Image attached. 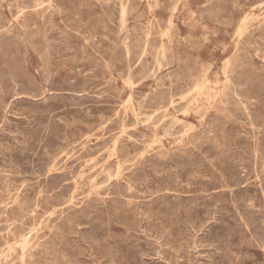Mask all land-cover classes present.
<instances>
[{"label":"rangeland","instance_id":"374dc122","mask_svg":"<svg viewBox=\"0 0 264 264\" xmlns=\"http://www.w3.org/2000/svg\"><path fill=\"white\" fill-rule=\"evenodd\" d=\"M0 2V264H264V0Z\"/></svg>","mask_w":264,"mask_h":264},{"label":"bare ground","instance_id":"6f19581e","mask_svg":"<svg viewBox=\"0 0 264 264\" xmlns=\"http://www.w3.org/2000/svg\"><path fill=\"white\" fill-rule=\"evenodd\" d=\"M16 1H17V0H16ZM23 1H24V0H23ZM44 1H45V0H44ZM108 1H109V0H108ZM222 1H223V0H222ZM244 1H245V0H244ZM261 1H262V0H261ZM1 2H2V1H1ZM1 2H0V3H1ZM54 2H55V1H54ZM10 3H12V2H10ZM50 3H51V2H50ZM78 3H79V2H78ZM90 3H91V2H90ZM115 3H116V2H115ZM210 3H211V2H210ZM227 3H229V2H227ZM230 3H231V2H230ZM244 3H245V2H244ZM36 4H37V3H36ZM106 4H107V2H106ZM116 4H117V3H116ZM121 4H123V3H121ZM233 4H234V3H233ZM242 4H243V3H242ZM262 4H263V3H262ZM80 5H81V3H80ZM85 5H86V4H85ZM93 5H94V4H93ZM104 5H105V4H104ZM228 5H229V4H228ZM234 5H235V4H234ZM252 5H253V4H252ZM53 6H54V5H53ZM99 6H100V5H99ZM232 6H233V5H232ZM232 6H231V7H232ZM260 6H261V5H260ZM23 7H24V6H23ZM36 7H37V6H36ZM36 7H35V8H36ZM51 7H52V6H51ZM101 7H102V6H101ZM107 7H108V6H107ZM116 7H117V6H116ZM227 7H229V6H227ZM231 7H230V9H231ZM263 7H264V6H263ZM24 8H25V7H24ZM33 8H34V7H33ZM35 8H34V9H35ZM78 8H79V7H78ZM102 8H103V7H102ZM108 8H109V7H108ZM256 8H257V7H256ZM259 8H260V7H259ZM259 8H258V9H259ZM99 9H100V8H99ZM113 9H114V8H113ZM126 9H127V8H126ZM175 9H176V8H175ZM115 10H116V9H114V11H115ZM118 10H119V9H118ZM235 10H236V8H235ZM102 11H104V10H102ZM109 11H110V10H109ZM121 11H122V10H121ZM139 11H140V10H139ZM139 11H138V12H139ZM209 11H210V10H209ZM214 11H215V10H214ZM259 11H260V10H259ZM124 12H125V11H124ZM124 12H123V13H124ZM200 12H202V11H200ZM200 12H199V13H200ZM206 12H207V11H206ZM216 12H217V11H216ZM228 12H229V11H228ZM8 13H10V12H8ZM107 13H109V12H107ZM202 13H203V12H202ZM49 14H50V13H49ZM90 14L93 15V11H92V13H90ZM94 14H96V13H94ZM103 14H104V13H103ZM117 14H118V12H117ZM125 14H126V13H125ZM196 14H197V13H196ZM10 15H11V14H10ZM109 15H110V14H109ZM121 15H122V14H121ZM129 15H131V14H129ZM223 15H224V14H223ZM225 15H226V14H225ZM49 16H50V15H49ZM102 16H103V15H102ZM119 16H120V15H119ZM208 16H209V15H208ZM208 16H207V17H208ZM1 17H2V16H1ZM205 17H206V16H205ZM211 17H212V16H211ZM221 17H222V16H221ZM229 17H230V16H229ZM22 18H23V17H22ZM94 18H96V17L94 16ZM201 18H202V17H201ZM250 18H252V17H250ZM0 19H2V18H0ZM101 19H102V18H101ZM124 19H125V18H124ZM219 19H220V18H219ZM222 19H223V18H221L220 21H221ZM224 19H225V17H224ZM224 19H223V20H224ZM248 19H249V18H248ZM248 19H247V20H248ZM2 20H3V19H2ZM51 20H52V19H51ZM232 20H234V19H232ZM249 20H250V19H249ZM110 21H112V20H110ZM120 21H121V20H120ZM124 21H125V20H124ZM133 21H134V20H133ZM202 21H204V20H202ZM209 21H210V20H209ZM41 22H42V21H41ZM214 22H215V21H214ZM218 22H219V21H218ZM223 22H224V21H223ZM25 23H26V22H25ZM109 23H110V22H109ZM114 23H115V22H114ZM125 23H126V22H125ZM125 23H124V24H125ZM133 23H134V22H133ZM133 23H132V25H133ZM135 23H136V22H135ZM227 23H228V22H227ZM227 23H226V24H227ZM34 24H35V22H34ZM93 24H94V23H93ZM95 24H96V23H95ZM126 24H127V23H126ZM138 24H139V23H138ZM140 24H141V23H140ZM215 24H218V23H215ZM220 24H221V23H220ZM45 25H46V24H45ZM47 25H48V24H47ZM78 25H79V24H78ZM80 25H81V24H80ZM104 25H105V24H104ZM141 25H143V24H141ZM157 25H158V24H157ZM23 26H24V25H23ZM83 26H85V25H83ZM150 26H151V25H150ZM223 26H224V25H223ZM230 26H231V25H230ZM230 26H229V27H230ZM2 27H3V26H2ZM36 27H37V25H36ZM47 27H48V26H47ZM71 27H72V25H71ZM75 27H76V26H75ZM78 27H79V26H78ZM80 27H81V26H80ZM125 27H126V26H125ZM137 27H138V26H137ZM144 27H145V26H144ZM224 27H226V26H224ZM227 27H228V26H227ZM231 27H232V26H231ZM0 28H1V26H0ZM3 28H4V27H3ZM10 28H11V27H10ZM24 28H25V27H24ZM27 28H29V27H27ZM31 28H32V27H31ZM42 28H43V27H42ZM133 28L135 29V27H133ZM4 29H5V28H4ZM16 29H17V28H16ZM137 29H138V28H137ZM150 29H151V28H150ZM152 29H153V27H152ZM170 29H171V28H170ZM6 30H7V29H6ZM74 30H75V29H74ZM76 30H77V28H76ZM76 30H75V31H76ZM85 30H86V29H85ZM123 30H124V29H123ZM9 31H10V30H9ZM7 32H8V31H7ZM15 32H16V31H15ZM22 32H23V31H22ZM37 32H38V31H37ZM72 32H73V30H72ZM77 32H78V31H77ZM105 32H106V31H105ZM105 32H104V33H105ZM121 32H122V31H121ZM121 32H120V33H121ZM140 32H141V31H140ZM33 33H34V32H33ZM43 33H44V30H43ZM69 33H70V32H69ZM91 33H92V32H91ZM91 33H90V34H91ZM142 33H143V32H142ZM144 33H146V32H144ZM158 33H159V32H158ZM255 33H256V32H255ZM38 34H39V33H38ZM74 34H77V33H74ZM86 34H87V33H86ZM95 34H96V33H95ZM105 34H106V33H105ZM150 34H151V33H150ZM256 34H257V33H256ZM9 35H10V34H9ZM13 35H14V34H13ZM24 35H25V33H24ZM39 35H40V34H39ZM43 35H44V34H43ZM92 35H93V34H92ZM135 35H136V34H135ZM142 35H143V34H142ZM169 35H170V34H169ZM16 36H17V35H16ZM21 36H22V35H21ZM25 36H26V35H25ZM76 36H77V35H76ZM84 36H85V35H84ZM105 36H106V35H105ZM143 36H144V35H143ZM8 37H9V36H8ZM34 37H35V34H34ZM117 37H118V36H117ZM140 37H141V36H140ZM181 37H182V36H181ZM37 38H38V37H37ZM40 38H41V37H40ZM80 38H81V37H80ZM83 38H84V37H83ZM122 38H123V37H122ZM151 38H152V37H151ZM250 38H251V37H250ZM258 38H259V37H258ZM12 39H13V38H12ZM77 39L79 40V38H77ZM142 39H143V38H142ZM147 39H148V38H147ZM149 39H150V38H149ZM154 39H155V38H154ZM260 39H261V38H260ZM13 40H15V39H13ZM23 40H24V39H23ZM25 40H26V38H25ZM110 40H112V39H110ZM110 40H109V41H110ZM117 40H118V39H117ZM144 40H146V39H144ZM152 40H153V38H152ZM152 40H151V41H152ZM105 41H106V40H105ZM120 41H121V40H120ZM163 41H164V40H163ZM262 41H264V40H262ZM15 42H16V40H15ZM43 42H44V41H43ZM103 42H104V41H103ZM116 42H117V41H116ZM125 42H126V41H125ZM146 42H147V41H146ZM260 42H261V41H260ZM10 43H11V42H10ZM17 43H18V42H17ZM23 43H24V42H23ZM34 43H35V42H34ZM44 43H45V42H44ZM101 43H102V42H101ZM106 43H108V42H106ZM121 43H122V42H121ZM136 43H137V42H136ZM152 43H153V42H152ZM261 43H262V42H261ZM11 44H12V43H11ZM32 44H33V43H32ZM76 44H77V43H76ZM86 44H87V43H86ZM97 44H98V43H97ZM103 44H104V43H103ZM110 44H112V43H110ZM134 44H135V43H134ZM153 44H156V42H154ZM243 44H245V42H244ZM263 44H264V43H263ZM12 45H13V44H12ZM28 45H29V44H28ZM116 45H117V43H116ZM121 45H122V44H121ZM126 45H127V44H126ZM135 45H136V44H135ZM146 45L148 46V44H146ZM157 45H158V44H157ZM246 45H247V44H246ZM254 45H255V44H254ZM5 46H6V45H5ZM96 46H97V45H96ZM151 46H152V45H151ZM236 46H237V45H236ZM255 46H256V45H255ZM86 47H87V46H86ZM101 47H103V45H102ZM125 47H126V46H125ZM161 47H163V46H161ZM78 48H79V47H78ZM89 48H90V47H89ZM93 48H94V47H93ZM96 48H97V47H95V49H96ZM133 48H134V47H133ZM147 48H148V47H147ZM156 48H157V47H156ZM248 48H249V47H248ZM254 48H255V47H254ZM85 49H86V48H85ZM98 49H101V48H98ZM98 49H97V50H98ZM124 49H125V48H124ZM137 49H139V48H137ZM141 49H143V48L141 47ZM145 49H146V48H145ZM145 49H144V50H145ZM153 49H154V48H153ZM165 49H166V48H165ZM251 49H252V48H251ZM71 50H72V49H71ZM79 50H80V48H79ZM103 50H104V49H103ZM103 50H102V51H103ZM129 50H130V49H129ZM129 50H128V51H129ZM148 50H149V49H148ZM38 51H39V50H38ZM47 51H48V50H47ZM91 51H93V50L91 49ZM138 51H139V50H138ZM145 51H146V50H145ZM173 51H174V49H173ZM177 51H178V49H177ZM79 52H80V51H78V53H79ZM139 52H141V51H139ZM146 52H147V51H146ZM152 52H153V51H152ZM244 52H245V51H244ZM38 53H39V52H38ZM40 53H41V52H40ZM100 53H101V52H100ZM129 53H130V52H129ZM241 53H242V52H241ZM241 53H239V54H241ZM246 53H247V51H246ZM27 54H28V53H27ZM135 54H136V53H135ZM163 54H164V53H163ZM43 55H44V54H43ZM48 55H49V54H48ZM103 55H104V54H103ZM128 55H129V54H128ZM147 55H148V54H147ZM150 55H151V54H150ZM44 56H45V58H46V54H45ZM51 56H53V55H51ZM54 56H55V55H54ZM137 56H139V55H137ZM142 56H143V55H142ZM162 56H163V55H162ZM243 56H244V55H243ZM247 56H248V55H247ZM77 57H78V55H77ZM85 57H86V56H85ZM105 57H106V56H105ZM157 57H159V56H157ZM164 57H165V56H164ZM174 57H175V56H174ZM241 57H242V56H241ZM95 58H97V57H95ZM126 58H127V56H126ZM132 58H133V57H132ZM152 58H153V57H152ZM159 58H160V57H159ZM245 58H246V57H245ZM245 58H244V59H245ZM9 59H10V58H9ZM124 59H125V57H124ZM137 59H138V57H137ZM11 60H12V59H11ZM27 60H28V59H27ZM58 60H59V59H58ZM131 60H132V59H131ZM133 60H135V58H134ZM140 60H141V59H140ZM142 60H143V59H142ZM144 60H145V59H144ZM167 60H168V59H167ZM173 60H174V59H173ZM173 60H172V61H173ZM242 60H243V59H242ZM43 61H44V60H43ZM155 61H156V60H155ZM155 61H154V62H155ZM163 61H164V60H163ZM165 61H166V60H165ZM169 61H170V60H169ZM172 61H171V62H172ZM227 61H228V60H227ZM239 61H240V60H239ZM244 61H245V60H244ZM247 61H249V60H247ZM3 62H4V61H3ZM14 62H15V61H14ZM47 62H48V61H47ZM105 62H106V61H105ZM126 62H128V61H126ZM146 62H147L148 64L150 63L149 61H146ZM146 62H145V63H146ZM154 62H153V63H154ZM157 62H158V61H157ZM183 62H184V61H183ZM187 62H188V61H187ZM241 62H242V61H241ZM245 62H246V61H245ZM4 63H5V62H4ZM59 63H60V62H59ZM65 63H66V62H65ZM67 63H68V62H67ZM116 63H117V62H116ZM155 63H156V62H155ZM160 63H161V62H160ZM169 63H170V62H169ZM172 63H173V62H172ZM178 63H180V62H178ZM178 63H177V64H178ZM185 63H186V62H185ZM122 64H123V62H122ZM156 64H157V63H156ZM161 64H162V63H161ZM180 64L182 65V63H180ZM237 64H238V62H237ZM248 64H249V62H248ZM2 65H3V64H2ZM138 65H139V64H138ZM169 65H170V64H169ZM234 65H235V64H234ZM246 65H247V64H246ZM140 66H141V65H140ZM160 66H161V65H160ZM166 66H167V65H166ZM41 67H42V66H41ZM43 67H44V66H43ZM127 67H128V65H127ZM143 67H144V66H143ZM154 67H155V66H154ZM178 67H179V66H178ZM178 67H177V68H178ZM183 67H184V66H183ZM187 67H189V66L187 65ZM187 67H186V68H187ZM124 68H125V67H124ZM157 68H158V67H157ZM243 68H246V67H243ZM141 69H142V68H141ZM141 69L138 68V70H141ZM154 69H155V68H154ZM234 69H235V68H234ZM44 70H45V69H44ZM74 70H75V69H74ZM108 70H109V69H108ZM121 70H122V69H121ZM138 70H137L136 72H139ZM142 70H143V69H142ZM181 70H182V68H181ZM181 70H180V71H181ZM183 70H184V69H183ZM187 70H188V68H187ZM8 71H9V70H8ZM232 71H233V70H232ZM116 72H117V71H116ZM129 72H130V71H129ZM152 72H153V71H152ZM236 72H237V71H236ZM67 73H68V72H67ZM71 73H72V72H71ZM110 73H111V72H110ZM133 73H134V72H133ZM164 73H165V72H164ZM166 73H167V72H166ZM169 73H170V72H169ZM174 73H175V72H174ZM176 73H177V72H176ZM185 73H186V72H185ZM231 73H233V72H231ZM244 73H246V72L244 71ZM106 74H107V72H106ZM134 74H135V73H134ZM183 74H184V73H183ZM186 74H188V73H186ZM234 74H235V72H234ZM129 75L131 76V74H129ZM153 75H155L154 72H153ZM180 75H181V74H180ZM235 75H236V74H235ZM247 75H248V74H247ZM249 75H250V74H249ZM249 75L246 76V77L248 78ZM241 76H242V75H241ZM244 76H245V74H244ZM244 76H243V77H244ZM19 77H20V76H19ZM104 77H105V76H104ZM110 77H111V76H110ZM122 77H123V76H122ZM138 77H139V76H138ZM160 77H161V75H160ZM170 77H171V76H170ZM189 77H190V76H189ZM233 77H234V76H233ZM250 77H251V76H250ZM250 77H249V78H250ZM53 78H54V77H53ZM127 78H128V75H127ZM127 78H126V79H127ZM239 78H240V77H239ZM62 79H63V78H62ZM146 79H147V78H146ZM162 79H163V78H162ZM179 79H180V78H179ZM188 79H189V78H188ZM191 79H192V78H191ZM260 79H261V78H260ZM9 80H10V79H9ZM11 80H12V79H11ZM109 80H110V79H109ZM127 80H128V79H127ZM168 80H169V79H168ZM185 80H186V79H185ZM230 80H233V79H230ZM254 80H255V79H254ZM254 80H252V84H253V82H255ZM18 81H19V80H18ZM20 81H21V80H20ZM57 81H59V80H57ZM130 81H131V80H130ZM158 81H159V80H158ZM188 81H189V80H188ZM13 82H14V81H13ZM106 82H107V81H106ZM124 82H125V81H124ZM138 82H139V81H138ZM190 82H192V81H190ZM228 82H229V81H228ZM236 82H237V81H236ZM2 83H3V82H2ZM9 83H10V82H9ZM109 83H110V82H109ZM126 83H127V82H126ZM128 83H129V82H128ZM131 83H132V81H131ZM179 83H180V82H179ZM232 83H233V81H232ZM16 84H17V83H16ZM104 84H105V83H104ZM111 84H112V83H111ZM234 84H235V83H234ZM237 84H238V83H237ZM243 84H244V83H243ZM259 84H260V83H259ZM263 84H264V83H263ZM40 85H41V84H40ZM106 85H107V84H106ZM185 85H186V84H185ZM199 85H200V84H199ZM229 85H230V84H229ZM28 86H30V85H28ZM54 86H56V84H54ZM114 86H115V85H114ZM117 86H118V85H117ZM171 86H172V85H171ZM175 86H176V85H175ZM177 86H178V84H177ZM235 86H236V85H235ZM240 86H241V85H240ZM242 86H244V85H242ZM30 87H33V86H30ZM0 88H1V87H0ZM13 88H14V87H13ZM23 88H24V87H23ZM41 88H42V87H41ZM168 88H169V87H168ZM168 88H166V89H168ZM229 88H230V87H229ZM235 88H236V87H235ZM30 89H32V88H30ZM158 90H159V89H158ZM175 90H176V89H175ZM225 90H226V89H225ZM229 90H230V89H229ZM229 90H228V91H229ZM6 91H7V90H6ZM134 91H135V90H134ZM230 91H231V90H230ZM245 91H246V90H245ZM245 91H243V92H245ZM132 92H133V91H132ZM135 92H136V91H135ZM182 92H183V91H182ZM199 92H200V91H199ZM237 92H238V91H237ZM241 92H242V91H241ZM247 92H248V91H247ZM1 93H2V92H1ZM55 93H56V92H55ZM146 93H147V92H146ZM146 93H145V94H146ZM170 93H171V92H170ZM197 93H198V91H197ZM202 93H203V92H202ZM226 93H227V92H226ZM139 94H140V93H139ZM147 94H148V93H147ZM198 94H199V93H198ZM232 94H233V93H232ZM229 95H230V94H229ZM233 95H234V94H233ZM247 95H248V94H247ZM250 95H251V94H250ZM130 96H131V95H130ZM158 96H159V95H158ZM160 96H161V95H160ZM202 96H204V95H202ZM202 96H200V97H202ZM242 96H244V95H242ZM119 97H120V95H119ZM155 97H156V96H155ZM204 97H206V96H204ZM234 97H235V96H234ZM12 98H13V97H12ZM12 98H10V99H12ZM135 98H136V97H135ZM1 99H3V98H1ZM121 99H122V98H121ZM121 99H120V101L123 100V99H122V100H121ZM162 99H163V98H162ZM182 99H183V98H182ZM196 99H198V98H196ZM238 99H239V98H238ZM7 100H8V99H7ZM118 100H119V99H118ZM126 100L128 101V99H126ZM141 100H142V99H141ZM226 100H227V99H226ZM256 100H257V99H256ZM1 101H2V100H1ZM131 101H132V100H131ZM135 101H136V100H135ZM137 101H138V100H137ZM137 101H136V102H137ZM157 101H158V100H157ZM196 101H197V100H196ZM209 101H210V100H209ZM230 101H231V100H230ZM248 101H249V100H248ZM109 102H111V101H109ZM207 102H208V101H207ZM219 102H220V101H219ZM221 102H222V101H221ZM255 102H256V101H255ZM258 102L260 103L261 101H258ZM126 103H128V102H126ZM138 103H139V102H138ZM145 103H146V102H145ZM171 103H172V102H171ZM178 103H179V102H178ZM196 103H197V102H196ZM132 104H133V103H132ZM155 104H156V103H155ZM176 104H177V103H176ZM208 104H209V103H208ZM222 104H223V103H222ZM257 104H258V103H257ZM16 105H17V104H16ZM120 105H121V104H120ZM153 105H154V104H153ZM186 105H187V104H186ZM231 105H232V104H231ZM235 105H237V104H234V106H235ZM258 105H260V104H258ZM7 106H8V105H7ZM125 106H126V105H125ZM156 106H157V105H156ZM156 106H155V107H156ZM178 106H179V105H178ZM227 106H229V105H227ZM241 106H242V105H241ZM16 107H17V106H16ZM123 107H124V106H123ZM132 107H133V106H132ZM179 107H180V106H179ZM237 107H238V106H237ZM160 108H162V107H160ZM180 108H182V107H180ZM229 108H230V107H229ZM259 108H260V107H259ZM6 109H7V108H6ZM143 109H144V108H143ZM256 109H258V108H256ZM256 109H255V110H256ZM12 110H13V108H12ZM241 110H243V109H241ZM3 111H4V110H3ZM16 111H17V110H16ZM109 111H110V110H109ZM128 111H129V110H128ZM130 111H131V110H130ZM151 111H152V110H151ZM153 111H155V110H153ZM178 111L180 112V110H178ZM224 111H225V110H224ZM260 111H261V110H260ZM110 112H111V111H110ZM131 112H132V111H131ZM262 112H263V111H262ZM4 113H5V112H4ZM135 113H136V112H135ZM154 113H155V112H154ZM156 113H157V112H156ZM156 113H155V114H156ZM161 113H162V112H161ZM249 113H250V112H249ZM17 114H19V112H18ZM114 114H116V113H114ZM145 114H146V113H145ZM183 114H184V113H183ZM226 114H227V113H226ZM226 114H225V115H226ZM233 114H234V113H233ZM260 114H261V113H260ZM123 115H124V114H123ZM213 115H214V113H213ZM215 115H216V114H215ZM251 115H252V114H251ZM251 115H249V116H251ZM262 115H263V114H262ZM262 115H259V116H262ZM113 116H114V115H113ZM135 116H136V115H135ZM209 116H210V115H209ZM209 116H207V117L209 118ZM3 117H4V116H3ZM118 117H119V116H118ZM140 117H141V116H140ZM147 117H148V116H147ZM150 117H151V116H150ZM150 117H149V119H152V118H150ZM210 117H211V116H210ZM243 117H244V116H243ZM257 117H258V116H257ZM135 118H136V117H135ZM142 118H143V117H142ZM144 118H146V117H144ZM157 118H158V117H157ZM233 118H234V117H233ZM233 118H232V120H233ZM140 119H141V118H140ZM146 119H147V118H146ZM155 119H156V118H155ZM238 119H240V118H238ZM9 120H10V119H9ZM128 120H129V119H128ZM133 120H134V119H133ZM211 120H212V119H211ZM252 120H253V119H252ZM6 121H7V120H6ZM11 121H12V120H11ZM116 121H117V120H116ZM120 121H121V119H120ZM135 121H136V120H135ZM137 121H138V120H137ZM139 121H140V120H139ZM147 121H148V120H147ZM161 121H162V120H161ZM178 121H179V120H178ZM236 121H237V120H236ZM242 121H243V120H242ZM13 122H14V121H13ZM118 122H119V121H118ZM118 122H117V123H118ZM132 122H133V121H132ZM171 122H172V121H171ZM205 122H206V121H205ZM232 122H233V121H232ZM244 122H245V121H244ZM73 123H74V122H73ZM82 123H83V122H82ZM104 123H105V122H104ZM120 123H124V122H120ZM135 123H136V122H135ZM183 123H185V122H183ZM183 123L180 124V125H182V128H183ZM236 123H237V122H236ZM263 123H264V122H263ZM8 124H9V123H8ZM130 124H131V123H130ZM144 124H145V123H144ZM167 124H168V123H167ZM167 124H166V125H167ZM172 124H173V123H171L170 125H172ZM206 124H207V122H206ZM212 124H213V123H212ZM215 124H216V123H215ZM105 125H106V124H105ZM126 125H127V124H126ZM131 125H132V124H131ZM136 125H137V124H136ZM138 125H139V124H138ZM138 125H137V126H138ZM148 125H149V124H148ZM152 125H154V124H152ZM252 125H253V123H252ZM252 125H250V126H252ZM254 125H255V124H254ZM85 126H86V125H85ZM177 126H178V125H177ZM177 126H176V127H177ZM203 126H204V125H203ZM120 127H121V126H120ZM124 127H125V126H124ZM178 127H180V126H178ZM184 127H185V125H184ZM260 127H261V126H260ZM87 128H88V127H87ZM121 128H122V127H121ZM143 128H144V127H143ZM168 128H169V127H168ZM239 128H240V127H239ZM144 129H145V128H144ZM178 129H180V128H178ZM184 129H185V128H184ZM88 130H89V129H88ZM128 130H129V129H128ZM188 130H189V129H188ZM209 130H210V129H209ZM242 130H243V129H242ZM10 131H11V129H10ZM10 131H9V132H10ZM14 131H15V130H14ZM133 131H134V130H133ZM150 131H151V130H150ZM169 131H170V130H169ZM183 131H184V130H183ZM129 132H130V131H129ZM129 132H128V133H129ZM175 132H176V131H175ZM189 132H190V131H189ZM3 133H4V132H3ZM89 133H90V132H89ZM89 133H88V134H89ZM163 133H164V132H163ZM169 133H170V132H169ZM169 133H168V134H169ZM210 133H211V132H210ZM247 133H248V132H247ZM258 133H259V132H258ZM125 134H126V133H125ZM164 134H166V133H164ZM168 134H167V135H168ZM174 134H175V133H174ZM176 134H177V133H176ZM219 134H220V133H219ZM83 135H84V134H83ZM132 135H133V134H132ZM140 135H141V134H140ZM183 135H184V134H183ZM205 135H206V134H205ZM213 135H214V134H213ZM216 135H217V133H216ZM244 135H245V133H244ZM120 136H122V135H120ZM202 136H203V135H202ZM255 136H256V135H255ZM255 136H254V137H255ZM261 136H262V135H261ZM263 136H264V135H263ZM3 137H4V135H3ZM95 137H96V136H95ZM132 137H133V136H132ZM180 137H181V136H180ZM206 137H207V136H206ZM242 137H243V136H242ZM254 137H253V138H254ZM5 138H6V137H5ZM31 138H32V137H31ZM90 138H91V136H90ZM102 138H103V137H102ZM117 138H118V137H117ZM119 138H120V137H119ZM155 138H156V137H155ZM245 138H246V137H245ZM258 138H259V137H258ZM86 139H87V138H86ZM153 139H154V138H153ZM172 139H173V138H172ZM200 139H201V138H200ZM209 139H211V138H209ZM247 139H249V138H247ZM154 140H156V139H154ZM0 142H1V141H0ZM67 142H68V141H67ZM84 142H85V140H84ZM110 142H111V141H110ZM127 142H128V141H127ZM175 142H176V141H175ZM180 142H181V141H180ZM32 143H33V142H32ZM72 143H73V142H72ZM115 143H116V142H115ZM155 143H157V140L155 141ZM155 143H154V144H155ZM69 144H70V143H69ZM136 144H137V143H136ZM177 144H178V143H177ZM258 144H259V143H258ZM30 145H31V144H30ZM71 145H72V144H71ZM112 145H113V144H112ZM152 145H153V144H152ZM196 145H197V144H196ZM38 146H39V145H38ZM68 146H69V145H68ZM122 146H123V145H122ZM162 146H163V145H162ZM232 146H233V145H232ZM238 146H239V145H238ZM11 147H12V146H11ZM24 147H25V146H24ZM28 147H29V146H28ZM53 147H54V146H53ZM58 147H59V146H58ZM109 147H110V146H109ZM133 147H134V146H133ZM144 147H145V146H144ZM157 147H158V146H157ZM260 147H261V146H260ZM262 147H263V145H262ZM40 148H41V147H40ZM114 148H116V147H114ZM123 148H124V146H123ZM137 148H138V147H137ZM148 148H149V147H148ZM213 148H214V147H213ZM10 149H11V148H10ZM52 149H53V148H52ZM60 149H61V147H60ZM74 149H76V148H74ZM79 149H83V147H82V148H79ZM193 149H195V148H193ZM242 149H243V148H242ZM261 150H262V148H261ZM6 151H7V149H6ZM6 151H5V152H6ZM13 151H14V149H13ZM18 151H19V149H18ZM27 151H28V149H27ZM72 151H73V148H72ZM138 151H139V148H138ZM244 151H245V149H244ZM263 151H264V150H263ZM0 152H1V151H0ZM16 152H17V151H16ZM22 152H23V151H22ZM66 152H67V151H66ZM74 152H75V151H73V153H74ZM216 152H217V151H216ZM249 152H250V151H249ZM20 153H21V152H20ZM20 153H19V154H20ZM26 153H27V152H26ZM52 153H53V152H52ZM58 153H59V152H58ZM197 153H198V152H197ZM232 153H233V152H232ZM244 153H245V152H244ZM66 154H67V153H66ZM167 154H169V153H167ZM217 154H218V153H217ZM219 154H220V153H219ZM236 154H237V153H236ZM252 154H254V156H255V153H252ZM24 155H25V153H24ZM48 155H49V154H48ZM101 155H102V154H101ZM175 155H176V154H175ZM177 155H178V154H177ZM213 155H214V154H213ZM247 155H248V154H247ZM12 156H13V155H12ZM67 156H68V155H67ZM73 156H74V155H73ZM136 156H137V155H136ZM141 156H142V155H141ZM178 156H180V154H179ZM211 156H212V155H211ZM4 157H5V155H4ZM13 157H14V156H13ZM18 157H19V156H18ZM75 157H76V156H75ZM173 157H174V156H173ZM231 157H232V156H231ZM260 157H262V156H260ZM77 158H78V157H77ZM85 158H86V157H85ZM98 158H99V157H98ZM139 158H140V157H139ZM148 158H149V157H148ZM189 158H190V157H189ZM235 158H236V157H235ZM248 158H249V157H248ZM14 159H15V158H14ZM35 159H36V158H35ZM117 159H118V158H117ZM179 159H180V158H179ZM186 159H187V157H186ZM239 159H240V158H239ZM239 159H238V160H239ZM262 159H263V158H262ZM16 160H17V162H18V158H17ZM31 160H32V159H31ZM56 160H57V159H56ZM71 160H72V159H71ZM99 160H100V159H99ZM101 160H102V158H101ZM149 160H150V159H149ZM158 160H159V159H158ZM165 160H166V159H165ZM182 160H183V159H182ZM195 160H196V159H195ZM234 160H235V159H234ZM254 160H255V159H254ZM12 161H13V160H12ZM21 161H22V160H21ZM160 161H161V160H160ZM163 161H164V160H163ZM173 161H174V160H173ZM184 161H185V160H184ZM189 161H190V160H189ZM193 161H194V160H193ZM196 161H197V160H196ZM248 161H249V160H248ZM71 162H72V161H71ZM78 162H79V161H78ZM153 162H155V161H153ZM179 162H180V161H179ZM4 163H5V162H4ZM52 163H53V162H52ZM66 163H67V162H66ZM83 163H84V162H83ZM115 163H116V162H115ZM156 163H157V162H156ZM175 163H176V162H175ZM186 163H187V161H186ZM210 163H211V162H210ZM223 163H224V162H223ZM231 163H232V162H231ZM250 163H251V162H250ZM250 163H249V164H250ZM254 163H255V162H254ZM261 163H262V162H261ZM13 164H14V163H13ZM20 164H22V163H20ZM32 164H33V163H32ZM145 164H146V163H145ZM145 164H144V165H145ZM177 164H178V163H177ZM192 164H193V163H192ZM192 164H190V165H192ZM220 164H221V163H220ZM237 164H238V163H237ZM10 165H11V164H10ZM17 165H18V164H17ZM77 165H78V164H77ZM96 165H97V164H96ZM109 165H110V164H109ZM155 165H156V164H155ZM194 165H195V164H194ZM234 165H235V164H234ZM246 165H247V164H246ZM254 165H255V164H254ZM52 166H53V165H52ZM167 166H168V165H167ZM259 166H260V165H259ZM2 167H3V166H2ZM13 167H14V166H13ZM56 167H57V166H56ZM87 167H88V166H87ZM135 167H137V166H135ZM142 167H143V166H142ZM153 167H154V166H153ZM164 167H166V166H164ZM192 167H193V166H192ZM249 167H250V166H249ZM260 167H261V166H260ZM0 168H1V167H0ZM22 168H23V167H22ZM37 168H38V167H37ZM49 168H50V167H49ZM62 168H63V167H62ZM65 168H66V167H65ZM123 168H124V167H123ZM138 168H139V167H138ZM154 168H155V167H154ZM168 168H169V167H168ZM218 168H219V167H218ZM263 168H264V167H263ZM55 169H56V168H55ZM93 169H95V168H93ZM99 169H101V168H99ZM245 169H246V168H245ZM251 169H252V168H251ZM20 170H21V168H20ZM90 170H91V169H90ZM124 170H125V169H124ZM134 170H135V169H134ZM165 170H166V169H165ZM181 170H182V169H181ZM186 170H187V169H186ZM186 170H185V171H186ZM212 170H213V169H212ZM214 170H215V169H214ZM238 170H239V169H238ZM10 171H11V169H10ZM36 171H37V170H36ZM65 171H66V170H65ZM79 171H80V170H79ZM88 171H89V170H88ZM104 171H105V170H104ZM118 171H119V170H118ZM190 171H191V170H190ZM192 171H194V170H192ZM251 171H252V170H251ZM50 172H51V171H50ZM61 172H62V171H61ZM82 172H83V170H82ZM82 172H81V173H82ZM108 172H109V171H108ZM149 172H150V171H149ZM162 172H163V171H162ZM187 172H188V171H187ZM215 172H216V171H215ZM253 172H254V171H253ZM253 172H252V173H253ZM52 173H53V172H52ZM78 173H79V172H78ZM134 173H136V172H134ZM139 173H140V172H139ZM142 173H143V172H142ZM158 173H160V172H158ZM169 173H170V172H169ZM172 173H173V172H172ZM189 173H190V172H189ZM249 173H250V172H249ZM252 173H251V174H252ZM255 173H256V172H255ZM8 174H9V173H8ZM8 174H7V175H8ZM24 174H25V173H24ZM65 174H67V173H65ZM94 174H95V173H94ZM96 174H97V173H96ZM103 174H104V172H103ZM136 174H137V173H136ZM213 174H214V173H213ZM30 175H31V174H30ZM57 175H58V174H57ZM68 175H69V174H68ZM71 175H72V174H71ZM90 175H91V174H90ZM92 175H93V174H92ZM99 175H100V174H99ZM114 175H115V173H114ZM119 175H120V174H119ZM137 175H139V174H137ZM154 175H155V174H154ZM157 175H158V174H157ZM157 175H156V176H157ZM162 175H163V174H162ZM169 175H170V174H169ZM172 175H173V174H172ZM215 175H216V174H215ZM233 175H234V174H233ZM255 175H256V174H255ZM62 176H63V175H62ZM83 176H84V174H83ZM85 176H86V175H85ZM93 176H94V175H93ZM106 176H107V175H106ZM141 176H142V175H141ZM143 176H144V175H143ZM149 176H150V175H149ZM228 176H229V175H228ZM11 177H12V176H11ZM39 177H40V176H39ZM81 177H82V176H81ZM98 177H99V176H98ZM173 177H174V176H173ZM196 177H197V175H196ZM196 177H195V178H196ZM240 177H241V176H240ZM246 177H247V176H246ZM70 178H71V177H70ZM73 178H74V177H73ZM174 178H176V177H174ZM251 178H252V177H251ZM40 179H41V178H40ZM71 179H72V178H71ZM76 179H78V178L76 177ZM140 179H141V178H140ZM149 179H150V178H149ZM189 179H190V178H189ZM191 179H192V178H191ZM253 179H254V178H253ZM258 179H261V178H258ZM263 179H264V178H263ZM7 180H8V179H7ZM36 180H37V179H36ZM38 180H39V179H38ZM104 180H105V179H104ZM172 180H173V179H172ZM3 181H4V180H3ZM3 181H1V182H3ZM11 181H12V180H11ZM65 181H66V180H65ZM106 181H107V180H106ZM111 181H112V180H111ZM190 181H191V180H190ZM8 182H9V181H8ZM12 182H13V181H12ZM104 182H105V181H104ZM109 182H110V181H109ZM132 182H133V181H132ZM245 182H246V181H245ZM5 183H7V182H5ZM36 183H39V182H36ZM74 183H75V182H74ZM81 183H82V182H81ZM177 183H178V182H177ZM223 183H224V182H223ZM231 183H232V182H231ZM236 183H237V182H236ZM0 184H1V183H0ZM9 184H10V183H9ZM83 184H84V183H83ZM90 184H91V183H90ZM94 184H95V183H94ZM101 184H102V183H101ZM112 184H113V183H112ZM120 184H121V183H120ZM160 184H162V183H160ZM169 184H170V183H169ZM179 184H180V183H179ZM201 184H203V183H201ZM232 184H233V183H232ZM263 184H264V183H263ZM15 185H16V184H15ZM15 185H14V186H15ZM23 185H24V184H23ZM66 185H67V184H66ZM73 185H74V184H73ZM75 185H76V184H75ZM79 185H80V184H79ZM135 185H136V184H135ZM145 185H146V184H145ZM150 185H152V184H150ZM174 185H175V184H174ZM204 185H205V184H204ZM16 186H17V185H16ZM20 186H21V185H20ZM76 186H77V185H76ZM83 186H84V185H83ZM136 186H137V185H136ZM172 186H173V185H172ZM176 186H177V185H176ZM259 186H260V185H259ZM8 187H9V186H8ZM26 187H27V186H26ZM165 187H166V186H165ZM232 187H234V186L232 185ZM236 187H237V186H236ZM4 188H5V187H4ZM21 188H22V187H21ZM121 188H123V187L121 186ZM128 188H129V187H128ZM128 188H127V189H128ZM138 188H139V187H138ZM140 188H141V187H140ZM153 188H154V187H153ZM179 188H180V187H179ZM203 188H204V187H203ZM226 188H227V187H226ZM237 188H238V187H237ZM239 188H240V187H239ZM256 188H257V187H256ZM29 189H30V188H29ZM59 189H60V188H59ZM102 189H103V188H102ZM123 189H124V188H123ZM155 189H156V188H155ZM164 189H165V188H164ZM168 189H169V188H168ZM17 190H18V189H17ZM31 190H32V189H31ZM108 190H109V189H108ZM119 190H121V189H119ZM137 190H138V189H137ZM159 190H160V189H159ZM234 190H235V189H234ZM0 191H1V190H0ZM24 191H25V190H24ZM47 191H48V190H47ZM53 191H54V190H53ZM68 191H69V190H68ZM148 191H149V190H148ZM243 191H244V190H243ZM105 192H106V191H105ZM113 192H114V191H113ZM116 192H118V191H116ZM116 192H115V193H116ZM263 192H264V191H262V193H263ZM6 193H8V192H6ZM39 193H40V192H39ZM66 193H67V192H66ZM118 193H119V192H118ZM138 193H139V192H138ZM142 193H143V192H142ZM155 193H156V192H155ZM163 193H165V192H163ZM187 193H189V191H187ZM221 193H222V192H221ZM234 193H236V192H234ZM244 193H245V192H244ZM29 194H30V193H29ZM41 194H42V193H41ZM51 194L53 195V193H51ZM51 194H50V195H51ZM59 194H60V192H59ZM73 194H74V193H73ZM112 194H113V193H112ZM116 194H117V193H116ZM121 194H123V193H121ZM222 194H223V193H222ZM225 194H226V193H225ZM225 194H224V195H225ZM237 194H238V193H237ZM2 195H3V194H2ZM7 195H8V194H7ZM70 195H71V194H70ZM156 195H157V194H156ZM182 195H183V194H182ZM184 195H185V194H184ZM31 196H32V195H31ZM31 196H30V197H31ZM44 196H45V195H44ZM88 196H91V195H88ZM95 196H96V195H95ZM119 196H120V195H119ZM127 196H128V195H127ZM153 196H154V195H153ZM167 196H168V195H167ZM236 196H237V195H236ZM244 196H245V195H244ZM2 197H4V196H2ZM5 197H6V196H5ZM5 197H4V198H5ZM117 197H118V196H117ZM140 197H141V196H140ZM140 197H139V198H140ZM147 197H148V196H147ZM164 197H165V196H164ZM216 197H217V196H216ZM259 197H260V196H259ZM46 198H48L47 195H46ZM92 198H93V197H92ZM136 198H137V196H136ZM142 198H143V197H142ZM224 198H225V197H224ZM5 199H6V198H5ZM17 199H18V198H17ZM55 199H56V198H54V200H55ZM98 199H99V198H97V200H98ZM137 199H138V198H137ZM238 199H239V198H238ZM259 199H260V198H259ZM18 200H19V199H18ZM94 200H95V199H94ZM261 200H263V199H261ZM31 201H32V200H31ZM34 201H35V200H34ZM43 201H44V200H43ZM59 201H61V199H60ZM67 201H68V199H67ZM77 201H78V200H77ZM79 201H80V200H79ZM100 201H101V200H100ZM118 201H119V200H118ZM209 201H210V200H209ZM218 201H219V200H218ZM249 201H250V200H249ZM14 202H15V201H14ZM14 202H13V203H14ZM16 202H17V201H16ZM20 202H21V201H20ZM32 202H33V201H32ZM36 202H37V201H36ZM57 202H58V201H57ZM61 202H62V201H61ZM61 202H60L59 204H61ZM112 202H113V201H112ZM114 202H115V201H114ZM152 202H153V201H152ZM161 202H162V201H161ZM207 202H208V201H207ZM255 202H256V201H255ZM255 202H254V203H255ZM39 203H40V202H39ZM55 203H56V202H55ZM126 203H127V202H126ZM245 203H246V202H245ZM263 203H264V202H263ZM34 204H36V203H34ZM66 204H67V203H66ZM66 204H64V205H66ZM69 204H70V201H69ZM76 204H77V203H76ZM80 204H81V203H80ZM118 204H119V203H118ZM127 204H128V203H127ZM144 204H146V203H144ZM168 204H169V203H168ZM233 204H234V203H233ZM42 205H43V204H41V206H42ZM54 205H55V204H54ZM113 205H114V204H113ZM159 205H160V203H159ZM162 205H163V204H162ZM244 205H245V204H244ZM246 205H247V204H246ZM249 205H250V204H249ZM44 206H45V204H44ZM49 206H50V205H49ZM136 206H137V205H136ZM149 206H150V205H149ZM155 206H156V205H155ZM239 206H240V205H239ZM9 207H11V206H9ZM35 207H36V206H35ZM38 207H39V204H38ZM50 207H51V206H50ZM64 207H65V206H64ZM113 207H114V206H113ZM143 207H144V206H143ZM151 207H152V206H151ZM153 207H154V205H153ZM184 207H185V206H184ZM184 207H183V208H184ZM246 207H247V206H246ZM263 207H264V206H263ZM27 208H28V207H27ZM44 208H45V207H44ZM44 208H43V209H44ZM46 208H47V207H46ZM86 208H87V207H86ZM146 208H147V207H146ZM250 208H251V207H250ZM29 209H30V208H28V210H29ZM50 209H51V208H50ZM54 209H55V208H54ZM56 209H57V208H56ZM158 209H159V208H158ZM163 209H164V207H163ZM185 209H186V208H185ZM189 209H190V208H189ZM248 209H249V208H248ZM21 210H22V209H21ZM32 210H33V209H32ZM57 210H58V209H57ZM83 210H84V209H83ZM90 210H91V208H90ZM155 210H156V209H155ZM161 210H162V209H161ZM181 210H183V209H181ZM198 210H199V209H198ZM239 210H240V209H239ZM244 210H245V209H244ZM252 210H253V209H252ZM252 210H251V211H252ZM254 210H255V209H254ZM29 211H30V210H29ZM33 211H34V210H33ZM35 211H36V210H35ZM59 211H60V210H59ZM61 211H63V210H61ZM92 211H93V210H92ZM92 211H91V212H92ZM131 211H132V210H131ZM140 211H141V209H140ZM151 211H152V210H151ZM233 211H234V210H233ZM245 211H246V210H245ZM75 212H76V211H75ZM75 212H74V213H75ZM78 212H79V211H78ZM86 212H87V211H86ZM143 212L145 213V211H143ZM168 212H169V211H168ZM193 212H194V211H193ZM195 212H196V211H195ZM241 212H242V211H241ZM247 212H249V211H247ZM0 213H1V212H0ZM5 213H6V212H5ZM21 213H22V212H21ZM53 213H54V212H53ZM58 213H59V212H58ZM58 213H57V214H58ZM69 213H70V212H69ZM74 213H73V214H74ZM144 213H143V214H144ZM152 213H153V211H152ZM180 213H181V212H180ZM190 213H191V212H190ZM245 213H246V212H245ZM252 213H253V211H252ZM6 214H7V213H6ZM25 214H26V213H25ZM30 214H31V212H30ZM43 214H44V213H43ZM62 214H63V213H62ZM149 214H150V213H149ZM171 214H173V213H171ZM218 214H219V213H218ZM3 215H4V214H3ZM7 215H8V214H7ZM59 215H60V214H59ZM90 215H91V214H90ZM183 215H184V214H183ZM221 215H222V214H221ZM20 216H21V215H20ZM77 216H78V215H77ZM115 216H116V215H115ZM139 216H141V215H139ZM143 216H144V215H143ZM160 216H161V215H159V217H160ZM226 216H228V215H226ZM43 217H44V216H43ZM49 217H50V216H49ZM74 217H75V216H74ZM168 217H169V216H168ZM175 217H176V216H175ZM180 217H181V215H180ZM191 217H192V216H191ZM119 218H120V217H119ZM146 218H147V217H146ZM149 218H150V217H149ZM155 218H156V216H155ZM155 218H154V219H155ZM215 218H216V217H215ZM215 218H214V219H215ZM218 218H219V217H218ZM218 218H217V219H218ZM222 218H223V217H222ZM224 218H225V217H224ZM228 218H229V217H228ZM28 219H29V218H28ZM75 219H76V218H75ZM102 219H103V222H104V218H102ZM165 219H166V218H165ZM168 219H169V218H168ZM173 219H174V218H173ZM173 219H172V220H173ZM219 219H221V216H220ZM15 220H16V219H15ZM63 220H64V219H63ZM86 220H87V219H85V222H86ZM110 220H111V219H110ZM246 220H247V219H246ZM7 221H8V220H7ZM7 221H6V222H7ZM118 221H119V220H118ZM148 221H149V220H148ZM173 221H174V220H173ZM212 221H213V220H212ZM220 221H221V220H220ZM83 222H84V221H83ZM160 222H161V221H160ZM181 222H183V221H181ZM185 222H186V221H185ZM216 222H217V221H216ZM216 222H215V223H216ZM226 222H227V221H226ZM9 223H12V222H9ZM9 223H8V224H9ZM26 223H27V222H26ZM44 223H45V222H44ZM107 223H108V222H107ZM167 223H168V222H167ZM190 223H191V222H190ZM209 223H211V222H209ZM217 223H218V222H217ZM219 223H220V222H219ZM227 223H228V222H227ZM14 224H15V223H14ZM36 224H38V223H36ZM45 224H47V223H45ZM54 224H55V223H54ZM60 224H61V221H60ZM81 224H82V223H81ZM104 224H105V223H104ZM134 224H135V223H134ZM161 224H162V223H161ZM161 224H160V226H162ZM164 224H166V223H164ZM174 224H175V223H174ZM191 224H192V223H191ZM211 224H212V223H211ZM224 224H225V223H224ZM241 224H242V223H241ZM248 224H249V223H248ZM248 224H247V225H248ZM11 225H12V224H11ZM21 225H22V224H21ZM25 225H26V224H25ZM28 225H29V224H28ZM30 225H31V224H30ZM33 225H34V224H33ZM50 225H51V224H50ZM72 225H73V224H72ZM180 225H181V224H180ZM217 225H218V224H217ZM228 225H229V224H228ZM4 226H5V225H4ZM19 226H20V225H19ZM23 226H24V225H23ZM35 226H36V225H35ZM44 226H45V225H44ZM75 226H76V225H75ZM163 226H164V225H163ZM177 226H178V225H177ZM186 226H187V224H186ZM190 226H192V225H190ZM211 226H212V225H211ZM5 227H6V226H5ZM108 227H109V226H108ZM110 227H111V226H110ZM110 227H109V228H110ZM131 227H132V226H131ZM136 227H138V226H136ZM140 227H141V226H140ZM153 227H155V226H153ZM188 227H189V226H188ZM192 227H193V226H192ZM220 227H221V226H220ZM237 227H238V226H237ZM10 228H11V227H10ZM22 228H23V227H22ZM37 228H38V227H37ZM44 228H48V227L45 226ZM127 228H129V227H127ZM132 228H133V227H132ZM160 228H161V227H160ZM164 228H165V227H164ZM196 228H198V227H196ZM199 228H200V227H199ZM210 228H211V227H210ZM15 229H16V228H15ZM25 229H27V228L25 227ZM66 229H67V228H66ZM70 229H71V228H70ZM77 229H78V228H77ZM152 229H153V228H152ZM166 229H167V228H166ZM190 229H191V228H190ZM207 229H208V228H207ZM217 229H218V227H217ZM33 230H34V229H33ZM33 230H32V231H33ZM35 230H36V229H35ZM49 230H50V229H49ZM155 230H156V229H155ZM203 230H204V229H203ZM247 230H248V229H247ZM26 231H27V230H26ZM26 231H25V234H26V236H27ZM67 231H68V230H67ZM135 231H136V229H135ZM139 231H140V230H139ZM141 231H142V229H141ZM151 231H152V230H151ZM261 231H262V229H261ZM0 232H1V231H0ZM27 232H28V231H27ZM29 232H30V231H29ZM49 232H50V231H49ZM230 232H231V231H230ZM251 232H252V231H251ZM251 232H250V234H251ZM5 233H6V232H5ZM7 233H8V232H7ZM19 233H20V232H19ZM32 233H33V232H32ZM35 233H36V231H35ZM37 233H39V232H37ZM65 233H67V232H65ZM77 233H78V232H77ZM192 233H193V232H192ZM203 233H204V232H203ZM216 233H218V232H216ZM231 233H232V232H231ZM237 233H238V232H237ZM257 233H258V232H257ZM257 233H256V234H257ZM9 234H10V233H9ZM13 234H14V233H13ZM68 234H69V233H68ZM99 234H100V233H99ZM134 234H135V233H134ZM187 234H188V233H187ZM228 234H229V233H228ZM19 235H20V234H19ZM32 235H34V234H32ZM52 235H53V234H52ZM147 235H148V234H147ZM150 235H151V234H150ZM209 235H212V234H209ZM1 236H2V235H1ZM1 236H0V237H1ZM7 236H8V235H7ZM21 236H22V235H21ZM29 236H30V235H29ZM35 236H36V235H35ZM43 236L45 237V234H44ZM133 236H134V235H133ZM216 236L218 237V235H216ZM48 237H49V236H48ZM221 237H222V236H221ZM247 237H248V236H247ZM247 237H246V238H247ZM257 237H258V236H257ZM33 238H35V237H33ZM33 238H32V239H33ZM57 238H58V237H57ZM67 238H68V237H67ZM94 238H95V237H94ZM171 238H172V237H171ZM174 238H175V237H174ZM225 238H227V240H228L229 237H225ZM246 238H245V239H246ZM10 239H11V238H10ZM23 239H26V238H23ZM30 239H31V238H30ZM35 239H36V238H35ZM53 239H54V238H53ZM65 239H66V238H65ZM69 239H70V238H69ZM99 239H100V238H99ZM99 239H98V240H99ZM107 239H108V238H107ZM112 239H113V238H112ZM213 239H214V238H213ZM221 239H222V238H221ZM241 239H242V238H241ZM247 239H248V238H247ZM26 240L28 241V239H26ZM37 240H38V239H37ZM43 240H44V239H43ZM51 240H52V239H51ZM70 240H72V239H70ZM105 240H106V239H105ZM108 240H109V239H108ZM173 240H174V239H173ZM250 240H251V239H250ZM1 241H2V240H1ZM32 241H33V240H32ZM41 241H42V240H41ZM61 241H62V240H61ZM65 241H66V240H65ZM102 241H103V240H102ZM102 241H101V242H102ZM186 241H187V240H186ZM214 241H215V240H214ZM3 242H4V241H3ZM58 242H59V241H58ZM67 242H68V241H67ZM103 242H104V241H103ZM108 242H109V241H108ZM182 242H183V241H182ZM240 242H241V241H240ZM5 243H6V241H5ZM63 243H64V242H63ZM91 243H93V242H91ZM168 243H169V242H168ZM168 243H166V244H168ZM227 243H228V242H227ZM7 244H8V246L10 245L9 248L12 249V248H11V243H10V244L7 243ZM31 244H32V242H31ZM37 244H38V243H37ZM41 244H42V243H41ZM48 244H49V243H48ZM52 244H53V243H52ZM57 244H58V243H57ZM72 244H73V243H72ZM213 244H214V243H213ZM49 245H50V244H49ZM74 245H75V244H74ZM100 245H101V244H100ZM214 245H215V244H214ZM219 245H220V244H219ZM219 245H218V246H219ZM237 245H238V244H237ZM8 246H7V247H8ZM28 246H29V244L27 245V247H28ZM43 246H44V245H43ZM53 246H54V244H53ZM98 246H99V245H98ZM199 246H200V245H199ZM215 246H216V245H215ZM238 246H239V245H238ZM252 246H253V245H252ZM259 246H261V245H259ZM166 247H167V246H166ZM203 247H204V246H203ZM239 247H240V246H239ZM9 248H8V250H9ZM25 248H26V247H25ZM51 248H52V247H51ZM54 248H55V247H54ZM59 248H60V247H59ZM164 248H165V247H164ZM180 248H181V247H180ZM180 248H179V249H180ZM245 248H246V247H245ZM247 248H248V247H247ZM6 249H7V248H6ZM166 249H167V248H166ZM171 249H172V248H171ZM220 249H221V246H220ZM220 249H218V250H220ZM230 249H231V248H230ZM262 249H263V248H262ZM0 250H1V249H0ZM49 250H50V249H49ZM60 250H61V249H60ZM60 250H59V251H60ZM62 250H63V249H62ZM65 250H66V249H65ZM74 250H75V249H74ZM97 250H98V249H97ZM99 250H100V249H99ZM181 250H182V249H181ZM215 250H217V248H216ZM247 250H248V249H247ZM259 250H260V249H259ZM14 251H15V250H14ZM41 251H42V250H41ZM45 251H46V249H45ZM102 251H103V250H102ZM11 252H13V251H11ZM11 252H10V253H11ZM47 252L49 253V251H47ZM112 252H113V250H112ZM164 252H165V251H164ZM174 252H175V251H174ZM239 252H240V251H239ZM0 253H1V252H0ZM10 253H7V254H10ZM39 253H40V252H39ZM45 253H46V252H45ZM71 253H72V252H71ZM115 253H116V252H115ZM176 253H177V251H176ZM228 253H229V252H228ZM1 254H2V253H1ZM5 254H6V253H5ZM5 254H4V256H5ZM43 254H44V253H43ZM51 254H52V253H51ZM66 254H67V253H66ZM78 254H79V253H78ZM136 254H138V253H136ZM172 254H173V252H172ZM216 254H217V253H216ZM216 254H215V255H216ZM17 255H18V254H17ZM31 255H32V254H31ZM46 255H49V254H46ZM105 255H106V254H105ZM111 255H112V254H111ZM138 255H139V254H138ZM215 255H214V256H215ZM219 255H220V253H219ZM219 255H218V256H219ZM238 255H239V254H238ZM6 256H7V255H6ZM18 256H19V255H18ZM27 256H28V255H27ZM35 256H36V255H35ZM54 256H55V255H54ZM56 256H57V255H56ZM59 256H60V255H59ZM121 256H122V254H121ZM134 256H135V255H134ZM171 256H172V255H171ZM178 256H180V255H178ZM24 257H25V256H24ZM32 257H33V256H32ZM38 257H39V256H38ZM45 257H47V256H45ZM67 257H68V256H67ZM75 257H76V256H75ZM75 257H74V258H75ZM132 257H133V256H132ZM181 257H182V256H181ZM227 257H228V256H227ZM29 258H31V257L29 256ZM68 258H70V257H68ZM74 258H73V259H74ZM170 258H171V257H170ZM177 258H179V257H177ZM212 258H213V257H212ZM212 258H211V259H212ZM31 259H32V258H31ZM42 259H43V258H42ZM175 259H176V258H175ZM175 259H174V260H175ZM181 259H182V258H181ZM181 259H180V260H181ZM226 259H227V258H226ZM12 260H14V259H12ZM40 260H41V259H40ZM43 260H44V259H43ZM50 260H51V259H50ZM57 260H58V259H57ZM76 260H77V259H76ZM76 260H74V261H76ZM131 260H132V259H131ZM221 260H222V259H221ZM221 260H220V261H221ZM227 260H228V259H227ZM14 261H15V260H14ZM46 261H47V260H46ZM48 261H49V260H48ZM177 261H178V260H177ZM211 261H212V260H211ZM214 261H215V260H214ZM235 261H236V260H235ZM243 261H244V260H243ZM54 262H55V261H54ZM129 262H130V261H129ZM216 262H217V260H216ZM11 263H12V262H11ZM11 263H10V264H11ZM16 263H17V262H16ZM48 263H49V262H48ZM50 263H52V262H50ZM60 263H61V262H60ZM141 263H142V262H141ZM223 263H224V262H223ZM19 264H20V263H19ZM54 264H55V263H54ZM67 264H68V263H67ZM137 264H138V263H137ZM210 264H211V263H210Z\"/></svg>","mask_w":264,"mask_h":264}]
</instances>
